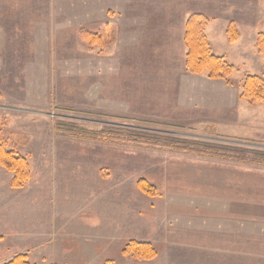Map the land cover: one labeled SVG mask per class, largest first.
Returning a JSON list of instances; mask_svg holds the SVG:
<instances>
[{
	"label": "rangeland",
	"instance_id": "374dc122",
	"mask_svg": "<svg viewBox=\"0 0 264 264\" xmlns=\"http://www.w3.org/2000/svg\"><path fill=\"white\" fill-rule=\"evenodd\" d=\"M193 14L228 81L186 70ZM260 34L264 0H0V141L30 165L21 189L0 167V264H222L200 249L221 192L247 206L260 250L247 241L245 264H264V166L183 150L264 153V102L241 98ZM128 241L155 258L122 254Z\"/></svg>",
	"mask_w": 264,
	"mask_h": 264
},
{
	"label": "trees",
	"instance_id": "16d2710c",
	"mask_svg": "<svg viewBox=\"0 0 264 264\" xmlns=\"http://www.w3.org/2000/svg\"><path fill=\"white\" fill-rule=\"evenodd\" d=\"M207 23L208 19L201 14L191 15L185 23L186 70L194 75L206 73L211 80L228 81L227 79L234 71V67L227 63L224 57L213 53L205 35ZM227 35L230 43H234L238 38L232 25L228 27ZM257 48L259 54L264 56V34L258 36ZM241 90L242 99L249 102H264V69L261 77L247 75L244 78ZM182 144L185 145L187 143ZM188 146L190 149L183 150L193 152L202 150L205 154L214 152V157L223 158L224 160L232 159L235 162L264 166V153L239 150L234 153L235 157L233 159L226 155L227 149L225 147H206L197 143ZM202 151L199 153H202ZM0 167L12 175L11 187L14 189H21L30 179V165L27 159L19 155L14 148L7 147L3 141H0ZM137 187L147 196L156 195L155 188L145 180L139 181ZM121 251L122 254L137 260H151L156 256L155 248L151 244L144 242L128 241L123 245ZM6 264H29V262L25 255H17Z\"/></svg>",
	"mask_w": 264,
	"mask_h": 264
},
{
	"label": "crops",
	"instance_id": "0c3cea01",
	"mask_svg": "<svg viewBox=\"0 0 264 264\" xmlns=\"http://www.w3.org/2000/svg\"><path fill=\"white\" fill-rule=\"evenodd\" d=\"M221 194L223 195L222 201L207 204V238L205 239V248L200 249H204L206 253H211L206 255V263L245 264L247 241L250 242V251L260 250L258 240L251 239L256 235L247 239V206L239 196L237 198L229 196L228 201H226L224 193L221 192ZM263 208V205L255 204V211L254 205L249 206L250 211H255V214L259 211L258 215L264 218V215L260 214ZM253 219V216H251L250 220L253 221ZM255 227L256 224L252 227L254 231ZM59 251L60 255L63 254V251ZM230 253H236L238 260L231 257ZM56 256L58 257V255ZM68 262L74 263L72 261ZM75 263H81V261Z\"/></svg>",
	"mask_w": 264,
	"mask_h": 264
}]
</instances>
